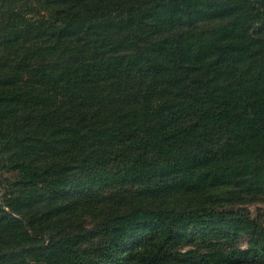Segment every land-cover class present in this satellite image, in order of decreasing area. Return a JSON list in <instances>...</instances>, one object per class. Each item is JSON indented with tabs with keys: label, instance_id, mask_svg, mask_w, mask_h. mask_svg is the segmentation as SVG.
Masks as SVG:
<instances>
[{
	"label": "trees",
	"instance_id": "1",
	"mask_svg": "<svg viewBox=\"0 0 264 264\" xmlns=\"http://www.w3.org/2000/svg\"><path fill=\"white\" fill-rule=\"evenodd\" d=\"M2 172L0 264H264V0H0Z\"/></svg>",
	"mask_w": 264,
	"mask_h": 264
},
{
	"label": "rangeland",
	"instance_id": "2",
	"mask_svg": "<svg viewBox=\"0 0 264 264\" xmlns=\"http://www.w3.org/2000/svg\"><path fill=\"white\" fill-rule=\"evenodd\" d=\"M1 174H0V178L10 176V173H7V172H2ZM247 208L250 211V213L253 215H255L257 213H263L264 214V202H262V201H257L253 204H249V205H247Z\"/></svg>",
	"mask_w": 264,
	"mask_h": 264
}]
</instances>
